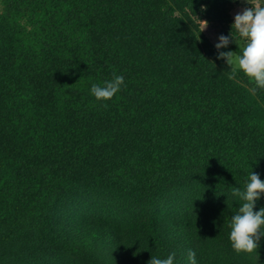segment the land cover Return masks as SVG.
I'll return each instance as SVG.
<instances>
[{"label": "trees", "instance_id": "16d2710c", "mask_svg": "<svg viewBox=\"0 0 264 264\" xmlns=\"http://www.w3.org/2000/svg\"><path fill=\"white\" fill-rule=\"evenodd\" d=\"M235 1L0 0V264H264L228 239L264 179V88L212 42Z\"/></svg>", "mask_w": 264, "mask_h": 264}, {"label": "clouds", "instance_id": "9594fccd", "mask_svg": "<svg viewBox=\"0 0 264 264\" xmlns=\"http://www.w3.org/2000/svg\"><path fill=\"white\" fill-rule=\"evenodd\" d=\"M245 3L250 6L234 14L229 34H219L214 47L218 50L217 58H223L232 68L233 74L238 69L254 82L255 87L251 89L254 93L257 88H264V0H245ZM200 20L203 21L202 30L207 21ZM233 33L243 42L235 55L231 49L220 50L221 46L226 47L230 41L236 43V36ZM123 82L122 75L114 74L102 84L92 83L89 91L96 99L107 100L121 88ZM234 192H238L241 203L228 221V239L234 251L250 252L257 248L260 237L264 236V206L254 210L257 199L264 194V179L251 171L247 174L243 190L234 189ZM174 255L170 252L163 258L151 256L147 262L174 264ZM188 259L189 264H194V253L191 250L188 252Z\"/></svg>", "mask_w": 264, "mask_h": 264}, {"label": "rangeland", "instance_id": "374dc122", "mask_svg": "<svg viewBox=\"0 0 264 264\" xmlns=\"http://www.w3.org/2000/svg\"><path fill=\"white\" fill-rule=\"evenodd\" d=\"M247 6H250L248 4L245 3V0H236L232 5H231V8H230V15L233 19L234 17V14L238 11H242V9L244 7H247ZM218 37H213L212 38V42L213 44L216 43ZM242 46V44H240ZM220 50H228L227 47L225 46H221V49ZM233 55H235V53L233 52ZM235 66V65H233ZM249 81L251 83H254L250 78H249ZM193 195H195V192L193 193ZM117 195H113L112 198H110L111 200H107V205L108 207H111V209H113L115 212L119 213L121 216L124 217H129L127 214H129L130 212H132L135 208H133V205L130 204L129 202L127 203H123L121 198L119 200H117L115 197ZM112 200H114V202H112ZM94 203H96V201H94Z\"/></svg>", "mask_w": 264, "mask_h": 264}]
</instances>
